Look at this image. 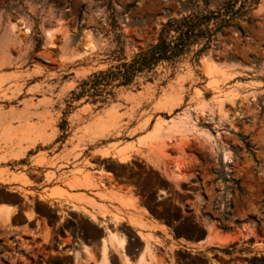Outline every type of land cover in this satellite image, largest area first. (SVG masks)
I'll use <instances>...</instances> for the list:
<instances>
[{"label":"rangeland","instance_id":"rangeland-1","mask_svg":"<svg viewBox=\"0 0 264 264\" xmlns=\"http://www.w3.org/2000/svg\"><path fill=\"white\" fill-rule=\"evenodd\" d=\"M226 1L0 0V121L8 120L0 122L3 173L17 174L22 184L41 181L40 171L25 173L33 155L91 128L93 146L109 148L106 157L86 163L128 184L144 214L169 229L164 239L154 236L158 245L145 226L133 230L102 219V229L68 205L50 208L34 190L20 187L19 195L2 183L0 199L29 205L44 233L28 237L1 223L0 264H98L109 231L124 238L131 261L152 239L159 264H264V0H248L235 18L238 27H222L203 51L195 54L200 44L191 45L114 87L104 102L69 101L89 74L153 45L165 22L217 11ZM150 127L161 137L143 141L145 154L132 145L134 154L118 153L126 140L141 145ZM51 177L46 173V182ZM21 222L16 215L15 224ZM171 238L204 242L184 249ZM112 254L109 264H121Z\"/></svg>","mask_w":264,"mask_h":264},{"label":"crops","instance_id":"crops-1","mask_svg":"<svg viewBox=\"0 0 264 264\" xmlns=\"http://www.w3.org/2000/svg\"><path fill=\"white\" fill-rule=\"evenodd\" d=\"M94 133L95 131L93 129L84 128L79 130L71 141L66 140V143H62V146L54 150H38L33 155L30 163L26 164L25 173L34 170L41 172V181L34 182L31 185L22 184L18 175L15 173H3V169L6 166L0 165V189L2 188V183H9L11 185L10 188H3L4 191L20 195V191L18 190L20 187L34 190L36 192V201L41 199L50 208L58 206L59 203H62L64 207L68 205V209L83 212L91 221L102 229H104L102 219L106 218L104 220L107 223L110 222L107 225H113L111 223L119 222L117 225L123 223L129 225L133 230L145 226L147 227L144 229L147 236L155 240L154 236H156L157 233H161V237L164 239L165 233L169 235V229L167 227L163 228L160 222L148 218L144 214L142 206L139 204V199L128 184L114 183V180L112 181L109 176L100 174L99 164L86 163L87 160L91 161L92 157L100 159L106 157V152L109 148L106 146H93L91 139L94 137ZM142 135L141 145H138L136 140H126L122 145L116 147L118 153L121 155L134 154L133 151L128 150L132 145L133 147L139 148L140 154H145V145L148 142L146 141L145 144L143 141L152 136L154 138L161 137L154 133L153 127L148 128L147 132ZM28 150L29 147L26 148L24 154ZM39 158H43L44 161L37 162ZM144 159L146 160L145 157ZM146 162L148 163L147 160ZM9 172L15 171L9 169ZM46 173L52 176L49 182L45 180ZM60 176L61 180H57ZM64 178L65 181L63 180ZM38 194H40L41 197H38ZM131 196L135 197V202ZM134 205H136V208ZM82 208L85 209L86 212H84ZM31 212L32 208L29 205H23L22 202L8 203L0 199V224L4 223V229H7L9 224V229L14 230L16 233L24 232V235L32 237L39 231V234L42 235L44 233L43 227L41 225L37 229L36 218L31 216ZM90 214H92V216ZM101 214L106 215L102 216ZM16 215L22 218V222L19 225L15 224ZM131 221L137 222L138 225H132ZM24 226H27L30 231L25 232L23 230ZM103 236H105V232ZM107 236L108 234L103 241L105 246L109 247V239ZM152 239H147L145 241L155 244V247L157 241L155 240L156 242H154ZM171 239L174 242V247L184 249H200V246L204 242L202 238L188 245L180 238ZM157 243L159 245V242ZM87 251L89 254L92 253L89 248H87ZM109 252L110 249H108V253Z\"/></svg>","mask_w":264,"mask_h":264},{"label":"trees","instance_id":"trees-1","mask_svg":"<svg viewBox=\"0 0 264 264\" xmlns=\"http://www.w3.org/2000/svg\"><path fill=\"white\" fill-rule=\"evenodd\" d=\"M237 1H226L217 11L210 10L165 22L153 45L134 53L129 60L119 61L106 70L89 74L70 91L69 101L86 97V101L104 102L113 94L114 87L129 85L136 75L152 71L161 61H172L182 56L189 51L191 45L200 44L195 54L203 51L210 46L214 33L222 27L227 25L238 27L235 18L246 12L249 1L242 0L236 6ZM211 20L213 26H209ZM62 113L64 115L65 111ZM65 124L63 118L59 128L62 129Z\"/></svg>","mask_w":264,"mask_h":264},{"label":"bare ground","instance_id":"bare-ground-1","mask_svg":"<svg viewBox=\"0 0 264 264\" xmlns=\"http://www.w3.org/2000/svg\"><path fill=\"white\" fill-rule=\"evenodd\" d=\"M6 119H3L1 121L4 122V120H6ZM6 121H8V120H6ZM103 215H106V214H103ZM108 216H109V213H108ZM104 219H106V218H104ZM118 221H119V218H118ZM107 237L109 239V247H106L104 242L102 243L101 250L99 251L100 256L98 258V264H109L110 263L109 259H108V256H109L108 249L112 250V252H114L119 257L121 264H159L160 263L158 258L155 256V253H154L155 252V247H154L155 244H152V243L145 241L144 245L141 248V251L138 253L135 260L131 261L124 254V244H125L124 238L121 237L120 235L114 233V232H110Z\"/></svg>","mask_w":264,"mask_h":264}]
</instances>
